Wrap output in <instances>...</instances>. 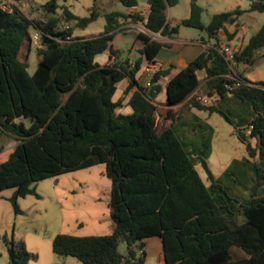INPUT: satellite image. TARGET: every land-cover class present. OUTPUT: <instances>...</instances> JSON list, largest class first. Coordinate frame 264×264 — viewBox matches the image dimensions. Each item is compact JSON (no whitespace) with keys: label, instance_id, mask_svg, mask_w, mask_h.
Returning <instances> with one entry per match:
<instances>
[{"label":"trees","instance_id":"16d2710c","mask_svg":"<svg viewBox=\"0 0 264 264\" xmlns=\"http://www.w3.org/2000/svg\"><path fill=\"white\" fill-rule=\"evenodd\" d=\"M118 1L127 8L138 4L137 0ZM249 1L247 9L216 13L208 24L201 21L202 8L195 1L190 2L188 16L172 25L166 9L178 0H147L146 16L100 12L93 6L86 16L67 7L57 16V1L47 0L41 5L46 22L29 19L18 9L6 12L0 8V133L15 140L6 149L0 144V190L14 188L7 198L14 212H20L18 197H39L33 183L43 178L103 164V173L111 181L107 202L111 231L102 235L58 232L52 239L57 256H73L82 264H143L145 239L155 235L161 240L157 264H264V195L257 194L264 183L259 165L264 159V81H249L237 69L239 64L255 62L257 50L264 47V24L236 49L232 67L214 42L165 83V103L177 104L198 86L197 72L203 70L208 96L232 94L252 104L254 116L246 127L247 136L238 131L255 166L250 200L242 206V223L222 212L213 194L223 190L222 186L199 157L206 184L172 129L190 106L230 119L195 97L177 113L168 108L161 115L154 98L160 90L159 78L168 71H155L148 86L136 79L141 57L153 61L162 46L151 34L173 36L184 25L214 37L226 24L236 23L244 11H264V0ZM100 15L105 24L97 35L73 36L68 25L58 29L62 20L85 28ZM128 17L148 32L137 33L141 57L133 64L128 58H118L113 44L124 30L122 19ZM29 28L41 32L31 73ZM57 31L62 33L53 41L43 42V37ZM106 52L107 61L98 63L95 57ZM124 78L128 85L123 93L134 85L137 89L126 99L122 95L114 99L117 84ZM125 105L130 106L129 113L122 112ZM2 238L8 250L7 264L36 259L22 239ZM120 241L126 243V253L118 250Z\"/></svg>","mask_w":264,"mask_h":264},{"label":"rangeland","instance_id":"374dc122","mask_svg":"<svg viewBox=\"0 0 264 264\" xmlns=\"http://www.w3.org/2000/svg\"><path fill=\"white\" fill-rule=\"evenodd\" d=\"M41 6L47 0H22ZM58 7L55 14L59 16L63 7L69 8L78 16L89 14V8L95 7L98 11L116 10L120 6L115 0H56ZM195 1L201 8L200 19L204 24H208L213 15L220 12L232 11L236 8L247 9L249 0H178L166 9L167 19L178 24L181 19L188 16L189 4ZM139 8L146 5V0H138ZM40 15L47 19V15L41 9ZM105 19L102 15L91 21L85 28L74 25V21H61L58 29L62 30L67 25L72 29L73 36L89 37L97 35L104 28ZM264 24V11H244L237 19L236 23L226 24L223 31L222 41L219 44L230 43L229 35L243 37L246 42L260 26ZM127 28L126 26L123 27ZM136 29L128 28L123 30L120 36L114 41V47L118 49V58L125 59L139 56L137 46L141 42L136 36ZM35 33L33 28H29V35ZM179 38L189 40H205L215 42V38L209 36L206 30L194 27L179 25ZM233 36V38H235ZM236 41V40H235ZM234 41V42H235ZM40 41L31 38L30 51L28 53V72H32L36 65V47ZM237 43L233 44L235 48ZM131 48V49H130ZM26 50L23 49V52ZM107 59V52L95 57L98 63L102 59ZM238 70H242L246 78L258 82L264 81V47L256 52V60L250 66L239 64ZM157 103L165 101L164 90H160L155 95ZM230 119L227 120L222 114L213 112L198 113L190 116V119L203 118L211 124L214 132H208L204 137L200 135L199 129L196 134H191L192 143L195 144L192 151L197 152L205 161H209L210 169L218 172L220 163L227 162L231 156L239 151H243V144L240 141L237 130L245 131L235 127L230 115L225 113ZM232 121V122H231ZM181 125H184L181 123ZM236 130V131H235ZM195 167L204 180L206 175L200 163ZM104 165L96 164L87 168L76 169L62 173L57 176L40 179L33 183L39 197L27 194L18 197L17 203L20 212L15 213L10 201L7 199L14 188L9 187L0 190V264H7L8 250L3 236L10 238L12 235L16 239H22L28 251L36 254V259L29 260L28 264H82L73 256H57L52 251V239L58 232H66L74 235H102L107 234L112 229V221L109 217L107 205L109 191L111 187L110 179L103 173ZM81 222V226L78 223ZM152 238H148L147 254L144 264H157V255L150 245ZM118 250L126 253V243L120 241Z\"/></svg>","mask_w":264,"mask_h":264},{"label":"crops","instance_id":"0c3cea01","mask_svg":"<svg viewBox=\"0 0 264 264\" xmlns=\"http://www.w3.org/2000/svg\"><path fill=\"white\" fill-rule=\"evenodd\" d=\"M115 1H116V4L120 6L119 9H116L118 11H123L125 13H130V14L138 13L141 16H146L149 11V5L147 3V0H146V5L141 9L139 8L138 4L127 8V7H124L118 0H115ZM103 11H111V10L104 9L100 12H103ZM122 20L124 21L122 26L127 27L124 30H127L128 28L136 29L137 30L136 36L138 32L148 33L140 22H134L131 20L130 17L126 19L124 18ZM168 21L170 25L174 24L173 20L169 19ZM225 28L226 27L219 29L214 35V37H212L213 39L215 38V42L222 41L223 31L227 34V32L225 31L226 30ZM177 33L173 36L161 35L159 32L151 34L153 38L159 40L162 43V46L157 52V54L155 55L153 61H150V62L147 61L144 57H141L140 53H139V56L135 58L134 57L128 58L131 64H133V62L138 57L142 58L140 68L136 73V79L140 85L147 86L146 85L147 81L151 79L155 71L167 70L168 71L167 74L164 76H161L158 80V83L160 85V90L163 89L164 94H165V83L167 79L173 74H175L177 71L185 67L187 63L191 61L195 56H197L200 52H202V50L207 45H211L214 43V41L211 42V41L205 40L203 37H201L200 40H194V39L189 40V39L179 38L176 36ZM233 36L234 35H232V38L230 39L231 42L229 44L233 45L237 43L238 48L236 49H239L247 42V41L246 42L244 41L243 37L238 38L234 36L235 38H233ZM141 46H142V43L140 42L136 48L138 52ZM29 51H30V44H29V47L27 48V57H28ZM106 61L107 59L103 58L100 64H103ZM148 63H151L156 67L153 72H146L145 66ZM197 74L200 79V82L198 86L186 97L184 101L179 102L177 104L168 105L165 103V101L163 103H157L154 98V103L157 107V112L163 115L166 113V110L170 108L174 112L177 113L179 109L185 103H187L192 97H195L196 95H200L202 97L207 96V91H206L205 83H204V76H205L204 71L199 70ZM246 79L249 81H254L249 78H246ZM127 85H128V80L126 78H124L117 84V90L114 94V99H116L117 97L121 95L126 99L137 89V87L134 85L130 87L126 93H123V90L127 87ZM165 100H166V96H165ZM205 104L216 106L218 109H220L224 113L229 114L230 118L234 121V123H236L235 124V127H237L236 129H238V127H240L241 129H245V131H242V132L244 133V135L247 136L248 129H246V127L254 116L253 107L249 101L242 100L232 94L218 96L216 93H213L210 96L209 101ZM130 111H131V108L129 105H125L122 108L123 113H129ZM204 112H208V114H210L216 111H209L207 109H200L194 106H190L188 109H186L182 114H180L177 117L174 124L172 125V129L175 135L179 139L183 148L189 152L191 161L194 163V165L199 163V157L201 156L197 154V152L192 151L193 147H195V144L192 143V139L190 137L191 134H196V131L198 129L202 137H204V135H206L207 132L209 134H212V132H214V129L212 128L211 124L207 123L206 120H203V118H195V120L190 119V116L198 115V113L204 114ZM181 123L184 125H181ZM238 131H241V130L236 131L237 135H238ZM249 140L252 144L255 142L254 138H249ZM14 143H15V140L12 137H10L9 135L5 133H2V132L0 133V144L2 145L4 149L10 147ZM242 144L244 146L242 149L243 151L234 153L229 159V161L220 163L218 172H214L212 169H210L209 161L208 163L206 161V164L209 167L211 173L214 175L215 180L222 186V189H223V190H217L213 192L216 203L222 206L221 210L228 218H232L238 223H242L245 220V216L242 211V206L249 203L250 194H251L252 187H253V177L255 175V166L252 162V159L248 156L245 144L243 142ZM259 165L264 174V159L259 160ZM204 181L206 182L207 185L209 184L206 177ZM257 194L259 196L264 195V183L257 188ZM78 225L81 226V222L78 223ZM148 238H152L151 239L152 244L150 245L153 247L156 255L158 256L160 249H161L160 237L154 235V236H149L145 239L146 254H147V247H148L146 240Z\"/></svg>","mask_w":264,"mask_h":264},{"label":"built area","instance_id":"2783aa9c","mask_svg":"<svg viewBox=\"0 0 264 264\" xmlns=\"http://www.w3.org/2000/svg\"><path fill=\"white\" fill-rule=\"evenodd\" d=\"M0 8L6 12H11L14 9H18L22 13H24L29 19L37 20L40 22H46V18L40 15L41 6H36L33 3H28L26 1L22 0H1L0 1ZM33 39L38 40L41 38V32L38 30H35V33L32 35ZM217 52L223 56V58L228 62L229 66L232 67L233 60H234V53L236 51V48L229 44V43H223L219 44L218 47H216ZM155 66L151 63H148L145 66L146 72H153L155 70ZM146 85H150V80L147 81ZM195 98L200 101L201 103H207L210 99V96H200L196 95Z\"/></svg>","mask_w":264,"mask_h":264},{"label":"water","instance_id":"95a60500","mask_svg":"<svg viewBox=\"0 0 264 264\" xmlns=\"http://www.w3.org/2000/svg\"><path fill=\"white\" fill-rule=\"evenodd\" d=\"M62 33V31H57L55 33H53L52 35L50 36H45L42 38L43 42H50V41H53L57 36H59L60 34Z\"/></svg>","mask_w":264,"mask_h":264}]
</instances>
